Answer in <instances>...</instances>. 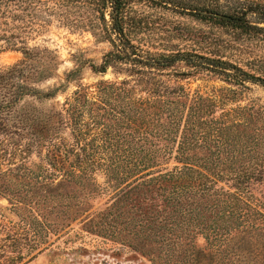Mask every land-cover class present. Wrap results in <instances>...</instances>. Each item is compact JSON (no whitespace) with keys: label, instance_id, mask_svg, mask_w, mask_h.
Returning <instances> with one entry per match:
<instances>
[{"label":"trees","instance_id":"1","mask_svg":"<svg viewBox=\"0 0 264 264\" xmlns=\"http://www.w3.org/2000/svg\"><path fill=\"white\" fill-rule=\"evenodd\" d=\"M237 2L231 14L222 0H0V41L23 56L0 72V159L10 150L22 160L0 173V194L13 197L27 258L76 223L79 234L125 245L148 264H264V191L254 194L264 185L260 99L217 117L222 99L161 80L146 95L126 80L101 81L95 93L83 84L85 70L104 76L129 66V77L186 81L210 72L243 91L264 88L263 58L227 60L236 46L264 41V28L245 21L252 15L264 24V0ZM56 16L111 50L100 64L79 61L58 87L42 91L34 85L47 70L32 65L40 52L26 40ZM180 64L194 72L165 73ZM72 83L77 90L60 110L22 106L55 100Z\"/></svg>","mask_w":264,"mask_h":264},{"label":"rangeland","instance_id":"2","mask_svg":"<svg viewBox=\"0 0 264 264\" xmlns=\"http://www.w3.org/2000/svg\"><path fill=\"white\" fill-rule=\"evenodd\" d=\"M224 11L235 13L239 10L237 0H222ZM159 15V13H157ZM171 18V16H169ZM51 21L50 27L46 31L33 37H28L26 43L32 50L40 52L35 62L32 63L37 70L46 68L47 76L45 80L34 85L37 89L48 91L58 87L66 75L79 66V61L86 59L100 64L103 56L111 50V46L99 38L94 37L91 32L71 30L65 26L62 18H48ZM175 23H181L184 27H196L203 31L208 28L187 19L186 17L173 18ZM253 25L264 28L257 18L248 15L246 20ZM178 43L181 48L187 49V43ZM264 59V41L256 39L238 45L227 56V60L232 63L251 61L252 59ZM23 60L21 53L13 51L9 46L0 41V72ZM129 66L110 68L104 76H95L88 70L83 73V84L90 87L91 92L95 93V85L101 81L122 82L128 81L131 87H135L137 94L146 95L147 91L154 89L157 81H164L171 87L177 85L183 86L191 93H199L204 97L212 99H222L223 105L216 109V116L220 117L223 112L237 107H245L254 99H260L264 104V88L257 85H248L249 90H240L239 87L229 85L225 82V76L210 72H202V78H192L186 81H177L173 77L152 78L151 75L132 76L127 75ZM192 73L194 70L185 64L175 65L165 73ZM155 73V72H154ZM200 79V80H198ZM77 90V84L72 83L64 92L60 93L55 100L38 102L34 99H27L22 106H35L41 111L60 110L66 98L71 97ZM226 105V106H225ZM6 137H0V140L6 141ZM28 140H22L21 145L25 146ZM10 150L7 154L9 155ZM4 155V160L0 159V173L8 170L10 164H18L22 160L17 156ZM97 180L100 185L105 184V177L102 173L97 174ZM264 191V185L258 186L254 194L259 197L260 192ZM13 197L0 194V264H12V260L18 261L20 255L28 257V249L23 239L26 236L25 228L21 226L20 219L14 213L11 205ZM24 230V231H23ZM70 230V231H69ZM65 232L69 234L64 235ZM59 236H54L50 240L47 250L35 253L34 256L27 258L21 264H148L140 255L132 252L128 247L121 244H114L95 236L79 234V227L76 223L71 229ZM17 241L20 245H16ZM22 249V253L18 252ZM32 258V259H31Z\"/></svg>","mask_w":264,"mask_h":264},{"label":"water","instance_id":"3","mask_svg":"<svg viewBox=\"0 0 264 264\" xmlns=\"http://www.w3.org/2000/svg\"><path fill=\"white\" fill-rule=\"evenodd\" d=\"M210 15L214 16L216 18H219V19H223V20L229 21V22L234 21V19L232 17H228V16H224V15H217V14H210ZM243 22H245V21H243Z\"/></svg>","mask_w":264,"mask_h":264}]
</instances>
